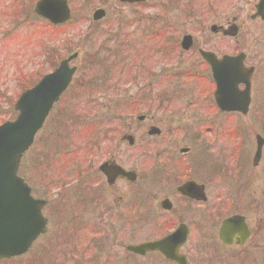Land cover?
Wrapping results in <instances>:
<instances>
[{
  "label": "rangeland",
  "instance_id": "obj_1",
  "mask_svg": "<svg viewBox=\"0 0 264 264\" xmlns=\"http://www.w3.org/2000/svg\"><path fill=\"white\" fill-rule=\"evenodd\" d=\"M35 1L36 0H0V121L12 116L10 114H13V105L17 96L20 94V89L28 88L32 81L38 79L55 63H58L59 59L65 54L72 51L79 52L78 62L76 61V64L79 66L77 76L74 79L72 89L69 90V93L63 96V106L65 111L63 110L59 115L58 108L60 106L59 104L55 106L54 110L48 117V120H46L43 130L37 136L33 148L25 154L21 162V174L32 187V191L36 197L46 195L51 199L52 203H59L60 200L66 203L65 197L70 196V191L67 192L61 189L60 193L64 197L58 199V191L54 185V180H56L57 177L54 178L51 175L47 176V181L46 179H43L45 171L47 175V168L49 166L50 168H53L55 173H58V177L60 178H68L71 174H80V181L86 182V176L90 173L94 162H97L96 167L98 166V169L100 170V164L102 161L95 160L92 153L85 152L91 142L90 144H81L79 141L82 132L86 130L85 123H88L93 119V105L90 102V98H93L94 96L100 98L101 95H104V102L117 100V89L120 92L119 83L122 79V73L125 71V68L119 67V65L115 68L113 65L106 67L105 63L107 61L103 57L99 56L96 60L94 56L91 54L89 55L91 45L87 43V40H94L98 36V34L93 33L92 30L88 31L85 28L88 25V21H90L92 11L97 7H104L107 10V17L103 21H100V23H95H99L95 31L106 30L109 18L115 25L112 34L120 37L122 31L116 26L120 20L126 17L137 19L158 12V9L152 8H154L153 4H157L159 0H148L144 5H134L131 7L119 4L116 0H68L74 15L71 24L62 28H55L44 22L43 33L45 34V37L43 45L51 43L50 40H54L53 43L58 44L57 48L53 52L48 53L45 58L40 54L41 49H36V44L29 45L26 43L27 37L33 32L34 34L30 36V38H33L34 40H32L35 42V31L40 28V21L34 20L31 16V14H33L32 7ZM174 1H181L182 6H195L198 4L201 6H207L208 4L214 5L216 10V16L214 18L209 19L200 26L197 24L196 20H189L195 28L198 27L196 34L192 33V26L183 21L182 24L184 26H177L178 29L176 32L181 34L186 32L192 34V36L195 37L194 40L196 41L197 39L200 47L204 49L213 47L212 43L217 42H222L230 49H233L234 46L237 45V51L235 53L243 51L249 56L246 65L255 63L256 67L258 66L255 73L256 80L254 81V86L261 85L262 87V84L264 85V64L261 63L264 59V22L259 20L249 21L248 19L257 0ZM231 14H240V17L236 20V24L238 26L241 25L237 37L226 38L224 41H220L219 38H221V36L215 35L214 37L209 32L208 27L212 23L225 24L224 21H226L228 19L227 17H230ZM20 20H22L21 23L16 25ZM35 24L36 26L33 27ZM131 25L130 29L132 30ZM133 33V31H128L129 36ZM75 35H77V37H75ZM56 40L58 41L56 42ZM92 44L94 45V43ZM229 44L231 46H229ZM110 53L113 57H118L120 54L119 52H114L113 49H111ZM223 53H227V51H224ZM97 62L99 66L96 65ZM95 69H97V72ZM32 70L34 71L26 75L24 74V72ZM84 72L87 74V79L84 81V84L76 85L75 83L77 79H83L85 77ZM127 77H129V74L125 73L124 79ZM92 80L95 82H92ZM107 80H109V83H111L114 88V90H111L109 93L103 91L105 88L103 82ZM85 86L89 87V92L86 95L89 102H87V99L85 102L80 99L82 92L81 88ZM71 97L73 102L80 104L79 110L82 108L84 109L81 118L79 119L78 117L76 122L71 121L70 119H65L70 114L68 111L71 108L68 107V100ZM256 120H258V118H255V121H252L243 116L222 115V118L219 121L220 124L218 123L219 129L229 127L225 130L227 134L230 132L232 135L228 134L227 136L224 134V130H222V135L215 142L213 153H211L210 156L206 155L207 157H205L204 160H202L203 151H194L192 156H194V160L198 163L194 165V168L190 169V176H192V178L198 177L204 178V180L210 179L208 187L213 190L212 192L215 194H219V201L221 203L220 208L223 215H230L233 213L248 214L252 222L250 227L251 229L253 228L255 234L246 242L244 247H249L248 251L253 255V262L237 261L236 258L231 256L232 254L226 255L224 252L217 250L219 247L217 246L216 248V243L214 242L213 248L212 245L209 248H200L204 257L202 255L198 256L192 254V257H190L191 264H264V145L262 147V155L259 163L256 166H252V158L255 151V135L256 133H259L263 137L264 135L259 131L260 127L258 125L260 124V121ZM221 126L223 127L221 128ZM70 134H73L71 137L73 143L69 142L68 145H65L66 137ZM204 138L205 140H208L205 143H214L211 140V137L208 136L207 138V136H204ZM44 139L45 144L43 145L42 142H44ZM221 139H224L225 142L223 141L219 144ZM59 145L65 148L64 151L55 152L56 154L53 155L57 158L59 165L56 162V158L53 162L49 159H44L40 162L37 161L36 163L35 159L37 156L42 155L41 152L44 151V149L53 151L54 149H58L56 147ZM233 149L235 150V154L234 158H231ZM71 151L76 152L77 155L72 157ZM67 152H69V154H66ZM65 154L70 157L64 156ZM143 161H151L150 156L148 158L141 157V163ZM210 162L214 163L217 171L213 175L209 173L210 169L205 167H210ZM234 162L237 165L243 163L242 169L238 174L239 182L236 181L237 179L235 175L229 176L228 179L227 175L229 174L222 171H225L226 169L232 170L234 166L231 164H234ZM144 171L142 170V174ZM212 173H214V170ZM217 174L220 175V182L216 188L214 187L215 183H212L214 182L212 181V177ZM242 180L253 181L250 183L251 187L245 188L244 185L239 186V184L243 182ZM47 182H49V184ZM236 188L240 190L241 197L236 193ZM147 191L150 192V190ZM252 193L255 197L252 196ZM250 198L253 199V203L249 205L250 212L246 213V205L250 203ZM223 201L228 202L227 207L222 205ZM137 206L140 205H136V207ZM48 214L52 217L48 231V238L53 236L55 238V244H61V246L64 245L69 247L75 245L76 249H81L84 246L81 241L86 238H82V234L80 235V240L78 242L72 240L71 237L73 232H70L71 223L66 217H63L62 215L59 216L58 213H54L53 216L50 212H48ZM211 217L216 221V215L212 214ZM220 219L215 223L210 221H207L206 223L209 225H217L219 224ZM97 221V224L102 228H106V225L110 224L109 220L105 221L103 218H99ZM160 221L161 220H159L158 223ZM143 223L144 221L141 222V225ZM136 228V225L133 228L121 227V232H110L109 242L107 244L102 243L98 255L94 254L97 263L174 264L172 262L169 263L164 259L160 260L157 256L153 257L151 260L153 255L140 257L125 251L124 247L127 244H135L138 240L137 237L139 238L142 235L140 233L136 236L134 232ZM207 228L208 226L205 225L204 229L207 230ZM149 234V231L145 232V236H148ZM48 238L44 239L40 244H45ZM33 249L34 250L27 257L13 259L12 264H62L55 263L51 257H48L50 260L46 259V256L55 255V249H41L37 245H35ZM103 249L104 254L102 255L101 251ZM230 251H236V249L232 247Z\"/></svg>",
  "mask_w": 264,
  "mask_h": 264
},
{
  "label": "flooded vegetation",
  "instance_id": "obj_2",
  "mask_svg": "<svg viewBox=\"0 0 264 264\" xmlns=\"http://www.w3.org/2000/svg\"><path fill=\"white\" fill-rule=\"evenodd\" d=\"M169 3L174 18H150L146 28L152 29V32L141 34L145 38L142 44L132 43L133 41L124 38L122 40V46L125 49L130 46L134 52L132 57L123 52L127 60L133 59L134 65L131 81H121L123 85L119 99L122 118H119L117 122L120 123L109 132L106 139L101 138L90 146L94 159L101 160V164L105 163L106 172L111 171V182L96 167L97 162H94L86 176V182L76 179L57 186L58 196L61 195V189L70 191L68 207L71 221L78 218L77 214L80 216L84 225L74 227L76 231L84 232L83 234L94 228L101 230L102 227L97 224L99 218L110 221L104 230V238L108 240L109 233L121 232V227L136 225L138 228L141 217L146 212L152 214L155 224L158 215L166 222H172V216L180 218L181 221H176L177 223L183 222L190 212L204 215L206 203L189 198L179 190L180 186L189 181L204 185L210 199L207 210L212 207L216 210L218 207L216 201L219 200V194L216 195L208 187L210 179L190 176V169L198 163L192 153L203 151L202 160L206 155L210 156L220 134V116L237 113H221L215 106V84L210 67L200 56V51H210L220 57L234 54L237 49L236 45L230 49L222 42L212 43L213 47L204 49L197 39L194 40V36L191 48L184 49L181 44L184 34L172 32L178 27L172 26L171 21L179 23L186 21L187 17L183 8L175 1ZM162 21L167 24L159 25ZM156 29L165 32H156ZM122 36L126 37V34ZM224 51L227 53H223ZM261 63L264 64V59ZM248 66L254 67V70L246 115L262 120L264 85L254 86L258 66L255 63ZM105 108L109 110L112 106L108 103ZM204 135L211 137L214 143H205L208 140H205ZM99 141L103 143L98 144ZM149 156L151 161L141 163V157ZM205 167L210 169L211 175L217 172L213 162H210V167ZM142 170H145L143 174ZM212 181L217 188L220 175L213 176ZM48 202L51 206L49 199L45 207ZM167 205L169 208L165 209L164 206ZM101 235L92 239H101Z\"/></svg>",
  "mask_w": 264,
  "mask_h": 264
},
{
  "label": "water",
  "instance_id": "obj_3",
  "mask_svg": "<svg viewBox=\"0 0 264 264\" xmlns=\"http://www.w3.org/2000/svg\"><path fill=\"white\" fill-rule=\"evenodd\" d=\"M118 1L134 3L145 0ZM255 10L251 18L264 19V0H258ZM33 11L53 24L64 23L71 18L67 0H38ZM104 15L103 9H97L93 12L92 19L98 20ZM211 29L216 31L217 27L212 26ZM235 33L236 27H231L228 31L229 35ZM190 43L191 37L185 36L183 48L187 49ZM200 54L210 66L216 86L214 99L218 107L223 111L245 114L249 103L251 68L243 65L244 54L225 55L221 59L210 52L200 51ZM75 56L74 53L62 59L56 68L43 75L34 86L21 92L14 103V110L17 112L14 119L0 123V259L23 254L35 238L46 230V219L41 214L44 201L32 197L30 187L17 171L21 156L31 146L53 104L69 85L76 70V66H70L69 63ZM240 83L244 85L242 90L238 89ZM262 143L260 136H256L253 165L260 159ZM185 187L187 192L194 191L195 188L202 189V186L193 182H188ZM242 221L241 216L228 218L220 231L221 239L230 241L231 235L227 237L228 228L241 225ZM184 237L185 231L182 230L176 240H183ZM148 245H139L136 250ZM128 249L134 250L130 247Z\"/></svg>",
  "mask_w": 264,
  "mask_h": 264
},
{
  "label": "trees",
  "instance_id": "obj_4",
  "mask_svg": "<svg viewBox=\"0 0 264 264\" xmlns=\"http://www.w3.org/2000/svg\"><path fill=\"white\" fill-rule=\"evenodd\" d=\"M151 17H152L151 15L139 17V18H137V20L135 21V23L138 26H140V22L142 21L143 18L146 20V22L149 23ZM144 31L150 32V30L148 28L144 29ZM86 76H87V74H86ZM81 83L84 84L83 81H81ZM81 89H82V92H81V95H80V99L83 102H85V100L87 99L86 98V95L89 92V87L85 86V87H82ZM87 102H89L88 99H87ZM63 103H64V98H62L60 100V102L58 103L59 106H60L58 108L59 115L62 113L63 110L65 111L64 106H63ZM68 103H69V106L68 107L71 108V109L68 111V112H70L69 116H67L65 119H70L71 121H75L76 122V119L78 117H79V119L81 118V115L83 113L82 111L84 109L82 108L81 110H79V105L80 104L73 102L72 97L69 98ZM118 105H119V101L116 102L115 105L111 109L106 110V111H103L104 109L103 110L101 109L99 112H97V115L98 116H97L96 119H92L90 122L85 123L86 130L84 132H82V134H83V135L81 134L82 135V138L83 139H86V138H95L100 133H102V136L101 137H104L109 132H112L116 128V127H114L112 125L114 123H119L120 121L119 122H117V121L119 120V118H122L121 115H120L121 111L118 108ZM93 110H94V106H93ZM93 113H94V111H93ZM93 113H92V115H93ZM10 115H13V114H10ZM86 115H88V114H86ZM113 115H115V116H113ZM65 119H63V120H65ZM58 149H59L58 152H62V151L65 150V148L63 146H59ZM41 153H42V155L37 156V158L35 159L36 160V163H37L38 160L40 162L41 160H44V159H49L51 162H53L55 160V158H56V157L53 156V154L51 153V151H48L46 149L44 151H42ZM56 162L59 165V162H58L57 158H56ZM54 173H55V171L53 170V168H50L48 166V174L47 175L45 174L44 177H43V179H46V177L47 176H50V175L53 176ZM0 263L1 264H12L13 263V259H10V260H0Z\"/></svg>",
  "mask_w": 264,
  "mask_h": 264
},
{
  "label": "bare ground",
  "instance_id": "obj_5",
  "mask_svg": "<svg viewBox=\"0 0 264 264\" xmlns=\"http://www.w3.org/2000/svg\"><path fill=\"white\" fill-rule=\"evenodd\" d=\"M241 193H239V197H241V195H240ZM244 219L246 220V222H248L249 221V218H248V215L247 214H245L244 215ZM185 226V225H184ZM232 247H233V245H231ZM234 248V247H233ZM152 252H154V251H152Z\"/></svg>",
  "mask_w": 264,
  "mask_h": 264
}]
</instances>
